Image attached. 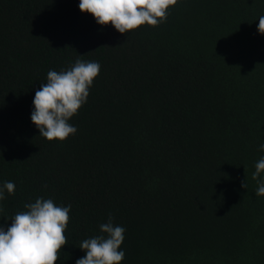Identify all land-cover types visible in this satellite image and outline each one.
<instances>
[{
    "label": "trees",
    "instance_id": "trees-1",
    "mask_svg": "<svg viewBox=\"0 0 264 264\" xmlns=\"http://www.w3.org/2000/svg\"><path fill=\"white\" fill-rule=\"evenodd\" d=\"M264 0H178L167 20L119 33L79 0H0V225L39 197L71 205L68 244L112 216L121 264H264ZM101 65L66 140L39 135L49 70ZM264 178V173H261ZM242 181L247 189L241 187Z\"/></svg>",
    "mask_w": 264,
    "mask_h": 264
},
{
    "label": "clouds",
    "instance_id": "clouds-1",
    "mask_svg": "<svg viewBox=\"0 0 264 264\" xmlns=\"http://www.w3.org/2000/svg\"><path fill=\"white\" fill-rule=\"evenodd\" d=\"M178 0H79L81 12L90 13L100 25L111 24L119 33L136 30L142 25L153 27L165 22L168 10ZM258 32L264 34V16L259 17ZM101 65L96 61L77 58L67 70H49L47 80L41 83L33 99L31 121L39 135L49 141H64L77 132L69 120L87 102L89 89L99 75ZM264 150V144L260 145ZM252 179L257 181V196H264V158L255 165ZM241 187L247 189L242 181ZM5 189L15 193V184L6 181L0 186V200L5 199ZM27 211L18 212L5 230L0 225V264H55L59 252L68 244L65 231L70 220L71 205L57 206L52 199L39 197L25 204ZM112 216L100 225L101 233L81 242L85 256L76 264H121L125 252L121 245L126 229L114 226Z\"/></svg>",
    "mask_w": 264,
    "mask_h": 264
}]
</instances>
